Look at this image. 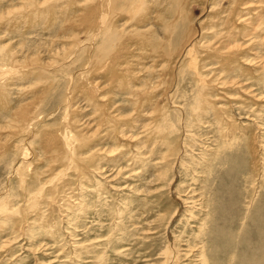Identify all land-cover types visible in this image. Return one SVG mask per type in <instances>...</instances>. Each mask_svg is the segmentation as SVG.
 Returning a JSON list of instances; mask_svg holds the SVG:
<instances>
[{"label": "rangeland", "instance_id": "obj_1", "mask_svg": "<svg viewBox=\"0 0 264 264\" xmlns=\"http://www.w3.org/2000/svg\"><path fill=\"white\" fill-rule=\"evenodd\" d=\"M263 225L264 0H0V264H258Z\"/></svg>", "mask_w": 264, "mask_h": 264}, {"label": "bare ground", "instance_id": "obj_2", "mask_svg": "<svg viewBox=\"0 0 264 264\" xmlns=\"http://www.w3.org/2000/svg\"><path fill=\"white\" fill-rule=\"evenodd\" d=\"M261 230H262V233H261V240H260V246H259V248L261 249V251H256L258 254V256H259V258H257V257H255V256H252V257H254V260H255V262L257 261V263L258 264H264V225L261 227ZM255 246H256V249H257V243L255 242ZM257 250H259V249H257ZM247 256H251V254H249V255H247ZM248 257V258H249ZM247 258V262H248V264H251L252 263V261H253V259L251 258V259H248ZM252 264H254V261H253V263Z\"/></svg>", "mask_w": 264, "mask_h": 264}]
</instances>
